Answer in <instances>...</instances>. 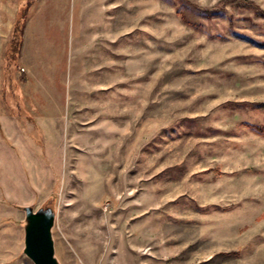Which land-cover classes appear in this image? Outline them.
<instances>
[{"label":"rangeland","instance_id":"1","mask_svg":"<svg viewBox=\"0 0 264 264\" xmlns=\"http://www.w3.org/2000/svg\"><path fill=\"white\" fill-rule=\"evenodd\" d=\"M102 1L74 77L76 5L34 0L6 58L24 1L0 0V264H35L27 207L60 264H264V0Z\"/></svg>","mask_w":264,"mask_h":264},{"label":"water","instance_id":"2","mask_svg":"<svg viewBox=\"0 0 264 264\" xmlns=\"http://www.w3.org/2000/svg\"><path fill=\"white\" fill-rule=\"evenodd\" d=\"M28 224L25 235V252L35 264H60L55 256L52 234L55 214L52 209L33 212L27 207Z\"/></svg>","mask_w":264,"mask_h":264},{"label":"crops","instance_id":"3","mask_svg":"<svg viewBox=\"0 0 264 264\" xmlns=\"http://www.w3.org/2000/svg\"><path fill=\"white\" fill-rule=\"evenodd\" d=\"M106 1L107 0L100 2L99 4H97V7L100 9H107V6L104 5ZM75 5H76V9H78V13H79V17H78L77 22H76L77 28L75 29V16H74L72 36H70V38L67 39L66 46H68V48H67V53L65 54L67 60L69 62L71 61V72H72V75L74 77H75V56L79 55L78 50L75 49V47L78 44V37H80V33H79V31H80V24H79V22H80V9H96V5L95 6L93 5L92 0H89V1H87V0H37V3L35 4V7L33 8V9H38L36 14H38V11H39L41 19L45 18V21H46L47 17L50 14H52V15L55 14L57 16L61 15L62 17H64L65 13L62 14V11H63L62 9H74V11H75ZM43 13H46L47 16H42ZM33 16L31 17V19H28V21H27L26 28H25V33H27V34H28V30H29ZM86 26H87V30L93 32V34L96 33L93 36L94 37L96 36V38H98L97 37V36H99L98 33H100V31L102 30L100 25L98 24V28H96V29H94V28L89 29L87 24H86ZM25 33H24V40H23V46H22L20 57H22L23 53L25 55L26 51H27V43H25V41H26ZM102 36L104 37V40L102 39V41L105 44L106 34L104 33V35H102ZM55 64H57V62H55ZM55 64H53L51 67H46L45 65H43V66L46 68V71L48 70L50 72H53L54 71L53 66ZM25 75H26V73H25ZM26 77L28 78L27 75H26ZM3 88L4 87L2 85V91H3Z\"/></svg>","mask_w":264,"mask_h":264},{"label":"trees","instance_id":"4","mask_svg":"<svg viewBox=\"0 0 264 264\" xmlns=\"http://www.w3.org/2000/svg\"><path fill=\"white\" fill-rule=\"evenodd\" d=\"M24 4H20L21 8L18 9V14L15 19V23L11 30V34L9 39L6 42V51L5 56L6 58H14L21 56V50L23 46L24 40V33L26 24L29 17V10L34 3V0H23ZM228 0H222L221 3H225ZM238 4L243 6H248L249 8L260 9V7L253 1V0H236ZM261 14L264 15V10L259 11ZM25 75V74H24ZM25 80H28L26 75L24 76ZM264 107V104L262 105ZM258 131L264 133V124H248Z\"/></svg>","mask_w":264,"mask_h":264}]
</instances>
